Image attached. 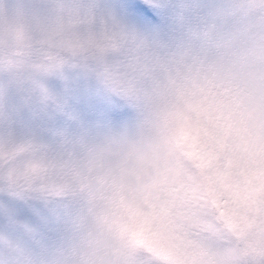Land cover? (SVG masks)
<instances>
[{
	"label": "clouds",
	"instance_id": "9594fccd",
	"mask_svg": "<svg viewBox=\"0 0 264 264\" xmlns=\"http://www.w3.org/2000/svg\"><path fill=\"white\" fill-rule=\"evenodd\" d=\"M0 264H264V0H0Z\"/></svg>",
	"mask_w": 264,
	"mask_h": 264
}]
</instances>
